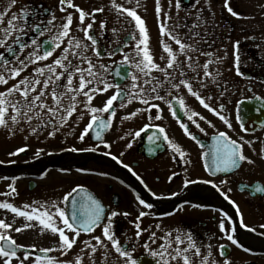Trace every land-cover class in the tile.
Segmentation results:
<instances>
[{
  "label": "flooded vegetation",
  "instance_id": "flooded-vegetation-1",
  "mask_svg": "<svg viewBox=\"0 0 264 264\" xmlns=\"http://www.w3.org/2000/svg\"><path fill=\"white\" fill-rule=\"evenodd\" d=\"M7 2L10 0L0 4V10H3ZM72 3L86 12L103 8V12L95 14L93 29L99 36L100 22L105 21L106 26L99 41V47L103 52L115 48L117 45L112 41L117 39L121 42L124 53L133 52L135 41L131 40L129 32L134 31V25L126 23L130 19L126 14L118 18L116 9L112 7V0H72ZM115 3L126 8H135L137 14L145 20L149 33L150 54L154 62L162 67L165 66L168 57L163 51L162 41L169 43L174 52L178 50V46L168 37L160 35L155 0H139V6L137 0H115ZM192 3L193 0H182V7L178 11L175 8V0H172L171 7L169 0H160L162 9L160 19L169 26L174 22L191 24L197 8L201 9L205 24L198 30L207 41V43L201 42V48L212 52L214 57H224V59L220 64L209 66L210 72L219 69L222 73V77L217 78L221 87L209 84L208 88L201 90L195 80L193 87L213 108L219 109L220 104L225 105L221 114L230 120L232 129H229L219 116L205 109L182 87L179 93L173 91V95L184 99L183 109L180 108L178 100H173L170 109L162 101L153 99L150 103L159 105L158 109L152 108L148 113H138L131 119L122 120V117L136 109H144L147 106L139 100H133L131 103L126 102V107L120 108L118 100L113 102L114 116L110 113H99L101 119L112 121L108 129L101 131L103 141L110 145L106 148L104 143L95 139L96 129L90 130L83 141L78 139L90 120V114L83 106L85 98L81 96L77 98L81 101L77 105V112L67 118L64 125H57L59 130L53 136L48 135V132L52 131L51 127L38 129L36 133H32L31 128L25 124L16 126L12 132L0 127V202L7 201L22 211L25 210L23 205H32L33 201L40 203L55 201L59 204L64 194L71 188L81 185L101 202L105 208V215L113 210L129 213L128 216L118 215L113 218V231L122 247L132 252L138 264L142 258L148 259V264H158V258H154L151 252L159 251V244L162 242L159 237L165 232H171L174 236L178 232L183 234L185 231L194 236L197 246L201 248L202 256L208 257L209 264L212 261L222 264L224 259H228L230 264H264V228H261L264 224V191L255 190L257 186L264 188V0H229V6L239 13L238 17H233L227 12L223 7V0H210V3L200 0L196 7H192ZM24 6L51 10V13L57 17L54 22L56 24L62 23V18L67 13H71L72 32L75 36L83 38V32L76 30L79 14L75 7L68 8L64 5L67 11L61 12L59 0H17L11 12L18 14ZM165 12L171 19L164 20ZM8 18L6 16L5 21ZM88 22L86 17L84 23ZM122 26L126 30H122ZM112 28L118 30L115 35L111 31ZM177 31L183 35L187 29L180 28ZM54 32L55 29L40 39H49ZM137 38H139L138 31ZM237 40L240 41V71L244 74L242 76L237 75L234 67L233 42ZM125 41L129 42L126 47ZM58 51L59 49L53 55L55 56ZM161 56L164 60L160 59ZM196 58L197 65H203L208 60V57L199 54H196ZM179 59L183 60L184 57L180 56ZM51 60L52 57H49L36 66H43ZM122 60L123 53L117 52L110 58L103 56L102 62L109 66L111 74L107 79L110 82L122 86L130 85V76L135 69L128 68L129 78L126 79L114 75ZM32 68L33 65H29L16 78H11L5 69H0V74H5L8 79L7 84H0V91L17 83L25 75H31ZM186 72L187 78L195 75L191 69L186 68ZM197 72L201 77L203 76L202 68L197 67ZM154 75L161 74L154 73ZM114 91L115 89H109L105 93L96 94L91 101L92 106L102 107ZM221 91H224L223 96L220 95ZM209 95L212 96L211 100H207ZM253 97L261 99H252ZM241 100L243 103L239 106L238 112L237 101ZM172 111H176V116L172 115ZM192 111L204 117V120H200L199 116L193 117L204 132H200L188 120L187 114ZM81 112L84 113L83 119L80 118ZM157 113L160 119H155ZM237 114L243 116L247 131L241 130L236 120ZM148 115L153 116V119L149 120ZM181 124L188 126L189 132L197 137L199 143L184 132L180 127ZM146 125L149 127H145ZM159 127L164 128V133L159 132ZM142 128L144 131H141L140 137L133 139L126 135L128 132L140 131ZM222 131L232 139L238 140L239 137H243L244 141L252 142L251 145L245 143L242 151L253 163L241 162L239 167L230 168L227 172H213L211 168L205 167L206 162L211 164V148L214 143L212 137ZM164 135L180 146L186 154L185 157H180L179 153L174 151L168 141L163 139ZM121 136L124 139H120ZM157 136L159 139H155ZM149 137H153V140L150 141ZM129 142L132 144L131 148L127 147ZM25 145L27 147L24 152L9 155ZM72 148L78 151L73 152ZM91 148L96 150H83ZM204 153H209L207 160ZM125 164L129 165L132 171L125 168ZM51 174L57 175V181H50ZM185 181H195V183L185 184ZM204 181L209 182L204 183ZM221 181L225 182L221 183ZM10 184L15 187L16 195H4L10 192ZM137 196L146 203H152L153 208L145 209L138 203ZM61 206L70 214V204ZM140 211L149 213L139 221L141 229L148 231H142L140 237H137L135 223ZM0 219L11 222L13 227H21L26 222L24 217L17 216L10 209L2 208H0ZM222 221L225 224L223 232L219 228ZM31 223L34 225L33 221ZM157 223L161 225L163 232L155 228ZM30 228L20 233L9 231L17 243L24 246L23 251L32 254L30 259L41 255L65 261L72 256L70 252L76 250V258L79 256L82 260H87L88 264H124V258L115 253L110 243H108L106 260L102 258L103 249H98L92 254L90 249L82 244L84 240L95 244L92 236H101L102 226L97 227L93 233H81L73 249L66 255H61L55 250L47 254L39 252L40 248L47 247L24 240ZM151 231L157 233L155 243L148 239ZM224 233L232 234L238 244L233 245L226 239ZM67 234L71 238L72 234ZM146 243L147 248L144 246ZM33 245L35 248L32 247ZM221 245L225 246V256L220 255L221 251L225 250L220 247ZM57 247L56 242L51 248ZM20 254L18 252V255ZM200 259L201 257L193 256L194 264H199ZM13 264H16L15 260Z\"/></svg>",
  "mask_w": 264,
  "mask_h": 264
},
{
  "label": "snow or ice",
  "instance_id": "snow-or-ice-1",
  "mask_svg": "<svg viewBox=\"0 0 264 264\" xmlns=\"http://www.w3.org/2000/svg\"><path fill=\"white\" fill-rule=\"evenodd\" d=\"M59 2L61 12L67 11L64 5H67L68 8L75 7L79 14V23L76 30L83 32V38L75 36L72 32L73 15L71 13H67L62 18V23L56 24L54 22L57 20V17L49 9H36L31 6H24L19 10L18 14L11 12L17 0H10V2L6 3L3 10H0V69H5L8 76L16 78L29 65H33L31 75H25L17 83L12 84L4 91H0V127L12 132L16 126L25 124L31 128L32 133H36L38 129L51 127L52 131H49L48 135L53 136L59 130L57 125H64L67 122V118L72 117L73 113L77 112V105L81 103L77 98L82 96L85 98L83 106L88 110L90 120L86 123L78 139L83 141L90 130L96 129L95 139L100 140L108 148L110 145L103 141L101 131L108 129L112 121L111 119H101L98 115L99 113H110V115L114 116L113 102L118 100L120 108L126 107V102L131 103L133 100H139L147 106L144 109H136L122 117V120L131 119L138 113H148L152 108L158 109L159 105L150 103L153 99L162 101L170 109L172 108L173 100H178L180 108L183 109L185 107L184 99L173 95V91L179 93L183 87L205 109L219 116V119L229 129H232L233 126L230 120L221 114L225 105L220 104L219 109L213 108L209 103L205 102L200 92L194 90L193 87L194 80L198 82L201 90L208 88L209 84H214L218 88L221 87V83L217 78L222 77V73L219 69L210 72L209 66L220 64L224 59V57H214L212 52L201 48V42L207 43L204 36L198 30L205 24L201 9L197 8L196 15L191 24L174 22L169 26L164 21H161L160 13L162 9L160 0H155L159 33L161 36L168 37L174 41L178 46V50L174 52L169 43L162 41L163 51L167 53L168 57L166 65L162 67L159 63L154 62L153 56L150 54L148 29L146 28L145 20L137 14L135 8L123 7L120 4H116L115 0H112V7L116 9L118 18L126 14L130 18L126 23L134 25V31L129 32L131 40L135 41L133 52L124 53V49L121 47V42L118 39L112 41L117 45L115 48H110L107 52H103V49L99 47V41L106 26L105 21L102 20L100 22L101 33L99 36L93 31L95 14L103 12V8H95L91 12H86L75 6L72 0H59ZM199 2L200 0H193L191 6L196 7ZM206 2L210 3V0H206ZM4 3L5 0H0V4ZM137 6H139V0H137ZM171 6L172 0H169V7ZM181 7L182 0H175V8L179 11ZM223 7L233 17L239 16V13L229 6V0H223ZM6 16L9 18L5 21ZM86 17L89 21L87 24L84 23ZM168 19H171V17L165 12L164 20ZM180 28H185L187 31L181 35L177 31ZM53 29H55V32L51 38L40 39L41 37H45L47 33L53 32ZM122 30L126 29H123L122 26ZM111 31L115 35L118 30L112 28ZM137 31L139 38H137ZM128 43V41H125L124 46L126 47ZM239 46V40L233 42L234 67L237 75L242 76L244 74L240 71ZM57 49L59 51L54 56L53 54ZM117 52L123 53V60L120 61V67L115 71L114 75L121 77V79H126L129 78L128 68L135 69V72L130 76V85L122 86L121 84H114L107 79V76L111 73L109 72V66L102 62L103 56L110 58L116 55ZM196 54L206 56L208 60L203 65H197ZM21 55L23 58H21ZM180 56H183L184 59H179ZM49 57H52L50 63L36 66L39 62L48 60ZM160 59L164 60V57L161 56ZM197 67L203 69L202 77L197 72ZM186 68L191 69L195 75L187 78ZM154 73H160L161 75L157 76ZM205 78L208 79L205 80ZM7 83L8 79L6 75L0 74V84ZM109 89H115V91L106 99L103 106H92L91 101L94 99V96L105 93ZM220 95L223 96L224 91H221ZM211 99L212 96H207V100ZM252 99L261 98L253 97ZM242 103V100L237 101L238 112L239 106ZM259 110L257 109V111ZM176 114V111H172L173 116H176ZM83 115L84 113L81 112V119H83ZM187 115L188 120L200 132H204L200 124L193 119V117L199 116V113L192 111ZM147 118L151 120L153 116L148 115ZM199 118L200 120H204L203 116H199ZM155 119H160L158 113ZM236 120L239 122L241 130L247 131L241 114H237ZM145 127H149V125ZM180 127L193 140L199 143L197 137L189 132L186 124H181ZM141 131H144V128L140 131L128 132L126 135L135 139L136 137H140ZM164 131L163 127H159L160 133H164ZM120 139H124V137L121 136ZM155 139H159V136L155 137ZM163 139L168 141L169 145L176 153H179L180 157H185L186 154L181 150L180 146L169 140L167 135H164ZM212 139L214 143L211 148V164L206 162V168H211L213 172H227L230 168L239 167L241 162L253 163L242 151L243 145L245 143L251 145V141H244L243 137H239L238 140L232 139L223 131L218 132ZM149 140H153V137H149ZM26 147V145L19 147L15 152L9 153V155L24 152ZM127 147H132L131 142L127 144ZM83 150L95 151L96 149ZM71 151L75 152L78 149L72 148ZM204 156L207 160L209 153H204ZM113 159H116V157H113ZM186 162L190 163V161ZM124 167L132 171L129 165L125 164ZM171 178L169 177V179ZM208 182L204 181V183ZM224 182L221 181V183ZM188 183H195V181H185V184ZM9 189L10 192L4 195L17 194L13 185L10 184ZM255 190L261 192L264 191V188L257 186ZM136 199L145 209L153 208L152 203H146L139 196ZM225 199H227V196H225ZM63 204L71 205L70 214L61 206ZM0 208L10 209L12 213L24 217L26 221L21 227H13V224L0 219V230H2L0 231V264H13V260L16 261V264H73L72 261L58 260L52 256L36 255L34 259H30L32 254L23 251L24 246L18 244L16 239L9 234V231L12 230L20 233L26 228L33 227L32 221H37L42 226L41 232L47 230L52 234H58V247L56 249L51 247L40 248L39 252L41 253L47 254L55 250L59 251L61 255H66L69 250L73 249L81 233L90 234L97 227L102 226L101 236H92V240L96 243L92 244L89 240H84L82 241L84 247L90 249L92 254H95L98 249H103L102 258L106 260L108 243H110L115 253L119 257L124 258V264H138L137 260L133 258L132 252L122 247L121 242L116 238L113 231V218L118 215L128 216L129 213H119L113 210L105 215V208L101 202L81 185L71 188L70 191L64 194L59 204L55 201L48 203L33 201L32 205H23L25 210L22 211L19 207L4 201L0 202ZM146 215H149V213L140 211L136 218L135 228L137 237H140L142 231H148V229H141L139 223L140 219ZM58 222L62 226H58ZM155 228L161 229V225L157 223ZM219 228L221 232L224 231L225 224L223 221L220 222ZM261 228H264V224L261 225ZM250 230L254 231V229ZM161 231L163 232V229ZM67 233L72 234L71 238ZM224 235L233 245L238 244V241L234 239L232 234L224 233ZM148 239L155 243L157 239L156 231H151ZM159 239L162 241L159 244V251L151 252L154 258H158V264H173V262L175 264H194L193 256L201 257L199 264H209L208 257L202 256L201 248L197 246V241L191 233L185 231L181 234L178 232L173 236L171 232H165ZM180 245H184V247H180ZM144 246L147 248L148 244L146 243ZM32 247L35 248V245ZM220 247L225 249L224 245ZM18 252L21 254L18 255ZM220 255L225 256L226 249L221 251ZM75 264H82V259L79 256H77ZM211 264H216V262L212 261ZM222 264H230V261L224 259Z\"/></svg>",
  "mask_w": 264,
  "mask_h": 264
},
{
  "label": "rangeland",
  "instance_id": "rangeland-1",
  "mask_svg": "<svg viewBox=\"0 0 264 264\" xmlns=\"http://www.w3.org/2000/svg\"><path fill=\"white\" fill-rule=\"evenodd\" d=\"M50 181H57V175L56 174H51L50 176ZM15 221H17V219H14ZM7 222V221H6ZM7 223H11V222H7ZM34 225L33 227H31L27 232H26V236L24 237V240L30 242V243H34L35 245H39L41 247H52L56 244L58 236L56 234H52L50 231H44L41 232V227L37 221H33ZM58 226H59V222H58ZM10 233V232H9ZM70 254L72 256H69L65 261H72L73 264H75V260H76V250H72L70 252ZM75 254V255H74ZM100 259H101V255H99ZM89 262L87 260H82V264H88ZM104 264V263H102Z\"/></svg>",
  "mask_w": 264,
  "mask_h": 264
},
{
  "label": "water",
  "instance_id": "water-1",
  "mask_svg": "<svg viewBox=\"0 0 264 264\" xmlns=\"http://www.w3.org/2000/svg\"><path fill=\"white\" fill-rule=\"evenodd\" d=\"M149 262H148V259H146V258H142L141 260H140V262H139V264H148Z\"/></svg>",
  "mask_w": 264,
  "mask_h": 264
}]
</instances>
